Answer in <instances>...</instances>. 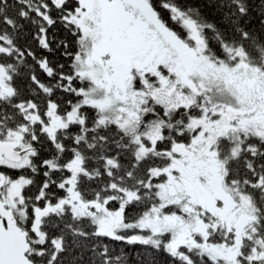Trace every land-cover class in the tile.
Segmentation results:
<instances>
[{
	"label": "snow or ice",
	"instance_id": "obj_1",
	"mask_svg": "<svg viewBox=\"0 0 264 264\" xmlns=\"http://www.w3.org/2000/svg\"><path fill=\"white\" fill-rule=\"evenodd\" d=\"M0 264H264V0H0Z\"/></svg>",
	"mask_w": 264,
	"mask_h": 264
}]
</instances>
